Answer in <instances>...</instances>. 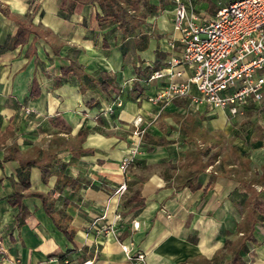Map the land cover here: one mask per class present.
I'll use <instances>...</instances> for the list:
<instances>
[{"label": "crops", "instance_id": "obj_1", "mask_svg": "<svg viewBox=\"0 0 264 264\" xmlns=\"http://www.w3.org/2000/svg\"><path fill=\"white\" fill-rule=\"evenodd\" d=\"M104 12L101 0H0V264H128L123 244L144 251L146 264H231L236 253L246 264H264V213L254 225L248 217L255 199L264 203V181L224 156L227 140L203 136L235 131L232 148L255 163L264 137L250 156L240 116L196 107L189 96L157 99L169 78L152 76L180 50L173 0H137L127 32ZM19 21L36 31L15 46ZM72 62L97 80L84 92L74 77L61 79ZM102 73L113 79L108 93L99 86ZM138 118L146 133L122 172ZM33 160L52 171L44 181L32 166L28 181L51 197L54 218L39 197L22 200L23 216L8 201L22 190V164ZM123 183L127 191L116 194ZM103 225L117 231L103 233Z\"/></svg>", "mask_w": 264, "mask_h": 264}, {"label": "built area", "instance_id": "obj_2", "mask_svg": "<svg viewBox=\"0 0 264 264\" xmlns=\"http://www.w3.org/2000/svg\"><path fill=\"white\" fill-rule=\"evenodd\" d=\"M173 3V27L177 33L173 44H179L180 50L152 76L169 78L157 99L189 96L196 107L207 104L227 110L232 117L244 115L248 106L260 104L264 100V0H234L221 6L212 17L200 13L190 0ZM192 89L197 94H192ZM23 111L26 115L34 112L29 107ZM106 112L112 113L113 106L107 105ZM134 125L137 140L120 162L122 172L134 163L146 133L142 118L136 119ZM126 191L127 184L123 183L116 194ZM100 231L117 230L103 225ZM122 246L128 264H146L144 251ZM0 253L2 258V249Z\"/></svg>", "mask_w": 264, "mask_h": 264}, {"label": "trees", "instance_id": "obj_3", "mask_svg": "<svg viewBox=\"0 0 264 264\" xmlns=\"http://www.w3.org/2000/svg\"><path fill=\"white\" fill-rule=\"evenodd\" d=\"M81 1H85V0H81ZM232 1L234 0H231L230 2ZM101 2L103 3L104 6L105 19H110L113 22L119 23L122 29L126 32L129 31V26L132 29L134 28L133 19L135 18V15L132 14V12L130 11H133L135 9L137 0H101ZM65 4L66 3H62V7H65ZM68 9L71 11L73 7L70 6ZM152 9L155 10L157 8L156 6H151V10ZM210 9L213 14L216 13L217 9H213V8ZM17 25H18V31L14 40L15 46L26 43L28 41L29 35L36 31L34 26L31 23H28L27 21H19L17 22ZM100 76H101V79L99 81L100 88L106 93L110 92L113 86L112 77L105 73H102ZM71 77L75 78V81L80 86L82 92L86 90V86H85L86 84L97 81L96 79L93 78V76L86 73L84 68L77 62H72L70 66L62 70V77H61L62 80H67L70 79ZM84 132L85 130L80 131V138H82ZM32 166H37L42 170L44 181H46L47 178L52 174L50 166L47 163H40L36 160L24 162V164H22L21 167V170L25 173L23 183L21 185L22 190L16 191L14 194L9 196L8 201L10 202V204L14 206H18L23 216L25 213V208L22 204V200L25 197H29V196L39 197L43 202L46 212L52 218H54V203L51 197L48 194L39 193L30 190V184L28 181V171ZM191 187L194 189L199 188V184L195 183ZM263 206L264 203L262 201L255 199L254 207L248 214L250 222H252L250 223L251 225H254L255 222H257L259 215L264 213ZM252 228L253 226H251V230ZM248 230H250V228ZM72 236H73L72 234L68 233V237L70 238V240H72ZM248 237L249 238L251 237L250 234L248 235ZM66 258L67 255L60 256L61 260H65ZM231 264H246V263L241 258L240 254L236 253L231 260Z\"/></svg>", "mask_w": 264, "mask_h": 264}, {"label": "rangeland", "instance_id": "obj_4", "mask_svg": "<svg viewBox=\"0 0 264 264\" xmlns=\"http://www.w3.org/2000/svg\"><path fill=\"white\" fill-rule=\"evenodd\" d=\"M193 1L192 3L197 5L199 12H204L207 17L214 16L210 8L217 9L219 5H225L230 2V0ZM236 123H240V140H242L249 147V154L251 156L254 148V143L257 141L258 137H264V100L260 104H258L256 108H253V111L241 115L240 119ZM237 136L238 134H236L235 131L230 133L228 138L224 137V135H221L220 132H213L211 134L207 133L205 136H203V138L212 140L214 142L227 140L228 145L225 149L226 154H224V156L227 157V159L233 158L234 160L240 161V173L242 175L245 174L247 176H250L251 180H254L256 183L263 182L264 157L261 159V161L258 160L255 163L253 162V160L248 159V153L242 154L240 152V156H237L238 153L235 149L232 148V142Z\"/></svg>", "mask_w": 264, "mask_h": 264}]
</instances>
